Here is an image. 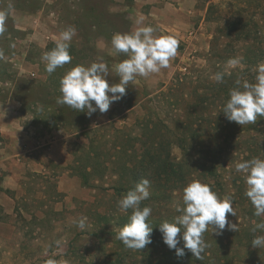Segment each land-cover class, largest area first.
Wrapping results in <instances>:
<instances>
[{"label":"rangeland","instance_id":"obj_1","mask_svg":"<svg viewBox=\"0 0 264 264\" xmlns=\"http://www.w3.org/2000/svg\"><path fill=\"white\" fill-rule=\"evenodd\" d=\"M0 11L8 12L6 31L0 34V99L23 101L35 118L34 131L49 129L46 142L61 139L54 150L59 159L43 154L42 171L28 168L10 186L0 187L6 197L0 204V264H46L49 259L57 264H143L147 256L155 261L162 246L167 250L162 240L154 253L149 245L133 251L115 239L121 228L118 217L127 214L118 209L123 193L115 195L112 187L122 179L133 183L128 172L124 179L121 167L139 166L149 144L161 157L163 147L174 163H186L183 180L149 186L150 193L158 195L164 189L162 193L170 196L150 206L152 219L172 222L183 188L193 180L202 184L212 180L201 167L208 165L209 129L223 107L221 98L213 102L212 90L224 81L233 86L229 89L238 81L255 82L257 66L264 63V0H0ZM69 26L76 29L69 42L72 60L48 74L41 58ZM145 26L153 27L156 37L170 35L179 41L168 67L148 77L137 76L106 113L97 111L89 117L57 104L60 79L77 65L105 62L106 80L118 83L115 66L128 57L112 54L111 39ZM230 59L239 63L231 65ZM217 72L223 73L222 82L214 79ZM84 120L87 127L81 131ZM188 126L197 129L200 138L192 142L186 134L190 146L184 156L175 139ZM245 127L248 124H237V147L250 143L249 135L243 134ZM92 149V161L102 163L94 174L85 169V155ZM245 155L228 157L227 171L214 178L224 190L213 182L219 198L231 199L235 215L227 218L238 229L226 228L219 236L211 229L203 234L208 247L202 255L213 257L216 247L221 248L219 264H264V247L253 248L244 238L257 224L247 214L246 205L252 204L245 196L244 175L235 170L237 162L247 161ZM2 181L0 174V186ZM240 197L245 205L239 204ZM82 217H87L83 230L77 226Z\"/></svg>","mask_w":264,"mask_h":264},{"label":"clouds","instance_id":"obj_2","mask_svg":"<svg viewBox=\"0 0 264 264\" xmlns=\"http://www.w3.org/2000/svg\"><path fill=\"white\" fill-rule=\"evenodd\" d=\"M7 15V11H0V34L6 31ZM154 31L153 27L145 26L129 33L114 34L111 39L112 54L128 57L115 66L119 82L110 85L106 80L108 66L105 62H93L88 67L77 65L60 79L61 95L57 98V104L85 112L89 117L97 111L103 114L111 104L119 102L126 95L129 82L137 76L148 77L168 67L177 54L179 41L170 35L156 37ZM75 35V27L69 26L60 33L56 46L43 54L41 59L48 74L70 63L69 42ZM228 63L236 65L239 60L230 59ZM214 79L222 82L223 73L217 72ZM237 84L230 90L223 106L225 118L240 126L253 124L258 117L264 118V63L257 66L254 83L245 81L241 85L238 81ZM235 170L244 175L247 186L245 196L255 209L254 215H264V160L253 158L237 162ZM149 186L150 181L142 179L118 201L119 211L127 214V223L119 229L115 239L133 251H140L152 243L153 228L147 222L152 210L140 206L150 195ZM175 210L178 215L172 222L160 223L159 232L163 243L169 250H175L178 257L185 255L186 249L201 260L202 253L208 247L203 234L209 229L217 236L222 235L226 228L234 232L238 230L237 225L227 218L228 215H235L231 199L219 198L207 184L198 180L183 188L181 201L175 205ZM86 221L87 217H82L77 226L83 230ZM257 230L264 231V222L257 223L252 229L253 232ZM181 243L182 246L178 247ZM251 245L253 248L264 247V235L256 236ZM46 264H57V261L49 259Z\"/></svg>","mask_w":264,"mask_h":264},{"label":"trees","instance_id":"obj_3","mask_svg":"<svg viewBox=\"0 0 264 264\" xmlns=\"http://www.w3.org/2000/svg\"><path fill=\"white\" fill-rule=\"evenodd\" d=\"M232 27H235V25H232ZM229 84L231 83L224 81L221 88L218 87L217 90L215 89L212 90L211 97H212L213 102L214 101L218 102V99L221 98V102H223V106H224L227 99L229 98V92L231 90L229 89V87H233L232 85H229ZM222 109L219 112V114H217V116L215 117L216 119V121L214 122L215 125L209 129L208 137H209L210 145L208 146L209 150L207 151V155H206L208 165L207 167H205V165L203 166L201 165L203 170H206V177H209L212 179L205 183L211 188L212 191L217 190V189H214L215 186L213 182H216L219 190H224L223 188L225 185L223 186L222 182H218L217 180L215 181L214 178H220L222 176V173L227 171L226 170L227 169V163H226L227 159L234 153L240 152L241 154H246L245 155L246 160H251L255 158L257 154H260L259 159L264 160V118L258 117V119L256 120L257 122L256 126L248 124L249 127L247 128L245 127L246 129H243V134L249 135V138H251V140H250V143L243 142L242 145L237 147L239 143V139H236L237 133H239L237 129V124L235 122H229L225 118L222 112ZM86 123H87V120L82 121L81 127L82 125L85 126L84 124ZM86 127L87 126L80 128L79 130L82 131L84 128L86 129ZM188 132L190 134V139L192 142L200 138L198 130L195 128L192 129L191 126L187 127V131L181 132L180 138H176L175 142L177 146L182 150L184 156L186 155L185 150L189 149V146H190L186 144L187 142L186 134L188 135ZM258 138H260V142L257 141ZM91 146L92 145L90 144L89 147ZM194 147L192 149L190 147V151L198 155L199 153H197V151L195 152L196 147L195 148ZM161 151L164 152L163 154L164 157H161V155L158 154L156 149L153 146H151V144H149L144 152V155H142V157L139 160V163H138L139 166H133L132 169H130L128 168L127 165H123V166H126L125 169L124 167H121L123 174L125 175L126 174L125 172H128L132 176L131 181L133 183H127L126 180H124L123 182V179H122V181H120L118 186L112 187L114 194L120 195V192H121V194L123 193V195H120V196H124L127 193V191L134 188L133 185L135 183L140 182L142 179L149 180L150 186L154 188H155V185L160 184V181H164L165 183H167L169 182V180L171 181L174 178L183 180L184 179V177L182 176L184 175L183 169L186 167L185 165L186 163L184 162L174 163L170 159V154L168 153L167 148L165 149L161 147ZM92 152H94L93 149L91 151L89 150V153L85 155L86 157L85 160L87 161V165L85 169L89 168L92 171V174H94L95 172H97V167L101 165L102 163L99 164L95 161H92L94 160L93 156L95 155V153L93 154ZM189 155H190V152H188L187 156ZM139 168L141 170H139ZM147 170H149V172H147ZM147 173H150L151 175H147ZM126 176H128V174L125 175L124 179H126ZM162 191H164V189ZM162 191H160L158 195H156L157 193H154V192L150 193L149 197L146 200L141 202V205H140L141 208L145 206L150 207L153 203H156V202L162 203L164 201L170 200L169 198L170 196L166 195L165 193H162ZM238 194L240 195L239 191H238ZM239 200H240L239 201L240 205H245V203L242 202L241 197ZM246 206H247V211H248L247 214L248 216H250V220L251 218H253V220L257 221V223H260L261 221L264 220V215H261L259 217L254 215L255 209L252 205L247 204ZM118 219H119L118 224L122 228L127 223V215L118 217ZM147 222L150 225H152V228H153V231L151 233L152 243L149 244V246L151 247L149 249H153L155 253L157 252L160 244H162V241H161L162 234L159 232L160 222L152 219L151 217L148 218ZM244 236H245L244 238L248 241H252L255 238V234L253 231L252 232L249 231V235L245 234ZM213 244H211L210 246L214 247L215 245ZM180 246H182V243L181 245H178V247ZM162 247L163 248L160 253L161 255L159 254V258H156L155 261H153L150 256L146 255L147 257L145 258V261L143 264H219L221 260L219 257H217L218 252L222 251V249L219 247H216V249L213 251L215 256L212 255L213 257H206V254L205 255L203 254L202 255L203 258L201 260L196 259L191 254V252H189L186 249H185V255L178 257L175 254V250H169L167 248V250L164 252L163 251L164 246ZM209 252H212V251L210 250Z\"/></svg>","mask_w":264,"mask_h":264},{"label":"crops","instance_id":"obj_4","mask_svg":"<svg viewBox=\"0 0 264 264\" xmlns=\"http://www.w3.org/2000/svg\"><path fill=\"white\" fill-rule=\"evenodd\" d=\"M34 119L32 114H28L23 101L11 97L0 99V174L3 175L0 187L10 186L16 175L28 168L34 172L42 171L43 154L50 160L56 159V156L59 159L54 150L58 145L60 147L61 139L46 142L44 135L49 129L43 130L42 127L34 131ZM3 198H6L5 195L2 197L0 194L1 205L5 201Z\"/></svg>","mask_w":264,"mask_h":264}]
</instances>
